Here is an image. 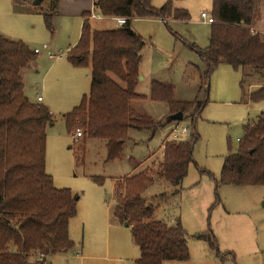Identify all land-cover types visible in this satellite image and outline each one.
Segmentation results:
<instances>
[{"label": "rangeland", "instance_id": "obj_1", "mask_svg": "<svg viewBox=\"0 0 264 264\" xmlns=\"http://www.w3.org/2000/svg\"><path fill=\"white\" fill-rule=\"evenodd\" d=\"M94 1L59 0L53 14L50 0H42L40 4L35 0H0V34L23 41L38 51L36 60L22 71V78L28 98L47 106L53 114V122L46 130V171L57 188H69L79 198L77 214L69 226L74 249L88 252L95 242H100L102 250L95 255L105 256L108 251L109 260L97 261L135 264L141 252L133 241L131 227L114 222L109 216L114 208L115 183L137 173L143 167L138 165L151 154L157 155L148 163L161 159L163 142L170 139L172 129L179 124L190 128L186 138L198 136L193 161L181 191L173 194L174 188H167L170 200L156 209L155 217L169 225L181 223L189 259L168 260L163 264H264V186H216L225 158L239 148L244 125L255 121L264 110V99L258 102L249 99L250 93L259 88L250 85L253 78L228 63L220 64L211 74L208 104L195 120L187 113L180 121H169L168 105L151 98L152 83L158 81L172 86L176 101L206 100L201 88L205 63L190 44L201 48L209 44L212 23L204 21L201 13L213 16V0H174L173 7L187 10L189 20L168 18V23L158 18L133 20V29L146 41L136 86L144 97L135 100L133 108L136 113L162 123L154 132L130 130L131 140L124 146L122 157L112 160L107 159L103 141L84 142L83 134L74 140L77 130L69 132L63 118L90 91L91 63L76 66L68 58L81 33L83 13L78 9L97 15L89 18L93 28L112 29L121 25L114 17H103L95 10ZM168 1L152 0V3L161 8ZM77 2L79 8L74 7ZM255 9L254 24L264 37V0H256ZM45 13L54 15L51 28L46 24ZM243 79L245 90L241 86ZM38 95L43 101L37 100ZM161 190L153 185L145 196L151 198ZM208 232L214 245L198 237ZM36 262L42 263L40 259ZM46 263L69 264V258L48 257Z\"/></svg>", "mask_w": 264, "mask_h": 264}, {"label": "trees", "instance_id": "obj_2", "mask_svg": "<svg viewBox=\"0 0 264 264\" xmlns=\"http://www.w3.org/2000/svg\"><path fill=\"white\" fill-rule=\"evenodd\" d=\"M50 1L55 14L59 0ZM173 3L169 0L156 8L152 0H95L94 9L103 17L124 19L112 29L93 28L91 11L82 14L80 37L68 58L76 66L91 63L90 91L63 118L69 132L82 131L84 142L103 141L108 160L122 157L124 146L131 140L130 130L154 132L162 123L133 108V102L144 97L136 86L146 41L133 29L132 22L135 18L189 20L188 11L175 9ZM255 8L256 0H213L209 44L205 48L190 44L205 63L201 88L206 96L213 70L228 63L257 80L259 88L250 93L249 99H264V41L251 28ZM53 14H44L50 28ZM37 55L38 51L23 41L0 34V264H34L32 258L37 254L69 253L75 246L69 226L77 214L79 198L69 188H57L46 171V130L53 115L47 106L32 102L25 94L22 71ZM245 81L241 82L243 90ZM151 98L166 103L170 114L188 113L192 120L209 101L208 96L205 101H176L172 86L158 81L152 83ZM197 138L170 137L163 143L161 159L150 163L146 159L138 165L143 167L137 173L115 183L112 220L127 222L131 227L133 241L141 252L135 264L189 259L181 223L169 225L156 219L155 212L170 200L167 188L173 187V194L181 191ZM219 184L264 186V110L255 121L244 125L237 152L224 160L220 179L216 180L217 187ZM153 185L162 192L148 198L146 191ZM198 237L215 244L209 232Z\"/></svg>", "mask_w": 264, "mask_h": 264}, {"label": "crops", "instance_id": "obj_3", "mask_svg": "<svg viewBox=\"0 0 264 264\" xmlns=\"http://www.w3.org/2000/svg\"><path fill=\"white\" fill-rule=\"evenodd\" d=\"M30 1H32V0H30ZM80 2V1H79ZM60 4V7H61V5H62V3L60 2L59 3ZM82 4H84V3H82ZM93 6H94V3H93ZM74 7L75 8H79V6H78V2L77 3H75L74 4ZM59 10H62V9H59ZM76 10V9H75ZM85 11H87V10H85V9H78V12H81V14L83 13V12H85ZM116 20H118V18H115ZM254 20H255V15H254ZM254 20H253V23H252V25H251V28H252V30L254 31V32H256V33H258L259 35H260V37H261V39L264 41V37L262 36L263 34H261V32H259V31H257V28L255 27V24H254ZM120 24V23H119ZM80 37V36H79ZM79 40V39H78ZM77 43V42H76ZM75 45V44H74ZM72 47V46H71ZM250 85H256L257 87H259V85L257 84V80L254 78L253 79V81H252V83L250 84ZM253 92V91H252ZM43 101V100H42ZM169 114H170V112H169ZM168 114V115H169ZM53 115V114H52ZM132 130H134V129H132ZM130 137V136H129ZM186 137H187V135L186 136H184L183 138L184 139H186ZM75 140V139H74ZM132 141H135V140H132ZM165 142V141H164ZM163 142V143H164ZM161 147H163V145L161 146ZM157 154H156V152L155 153H153V154H151L148 158H147V162L150 160V159H152V157H155ZM150 158V159H149ZM149 159V160H148ZM146 161V159L143 161V164H144V162ZM184 181V180H183ZM254 187H256V186H254ZM109 216H111V220H112V215H111V212L109 213ZM114 222H116V221H114ZM69 229H70V227H69ZM99 245V246H98ZM85 250L86 249H84L83 251L80 249H78V250H73L72 252H69V253H57V254H54V255H51V256H43V258H41L40 257V255L39 254H37V255H35L33 258H32V260H33V263L34 264H38L37 262H36V260L37 259H40L41 261H42V263H40L39 262V264H47L46 263V260H47V258L48 257H55V256H58V255H64V256H66L67 258H69V264H103V263H101L100 261H97V260H109V257H108V251H107V255H105V256H96L95 254L96 253H99V251H101L102 250V246H100V242H95V244H94V247L92 248V249H90L88 252H85ZM92 251H94V253L93 254H91V252Z\"/></svg>", "mask_w": 264, "mask_h": 264}, {"label": "built area", "instance_id": "obj_4", "mask_svg": "<svg viewBox=\"0 0 264 264\" xmlns=\"http://www.w3.org/2000/svg\"><path fill=\"white\" fill-rule=\"evenodd\" d=\"M97 15L93 12L91 14L90 17H96ZM98 17L100 18V15H98ZM201 17L204 21H210L211 23H214V19L212 16H209L207 12H202L201 13ZM118 21L120 24H122L124 22V19L123 18H118ZM37 100L38 101H42L43 98L41 95H38L37 96ZM190 132V128L188 126H180L179 124H177L173 129H172V132H171V138L172 139H181L183 138L184 136H186L188 133ZM82 136V131L80 129H78L75 133V140H78L79 137ZM40 257L43 258V255L40 254Z\"/></svg>", "mask_w": 264, "mask_h": 264}, {"label": "water", "instance_id": "obj_5", "mask_svg": "<svg viewBox=\"0 0 264 264\" xmlns=\"http://www.w3.org/2000/svg\"><path fill=\"white\" fill-rule=\"evenodd\" d=\"M36 1H37V4H40V2H41L42 0H35V2H36ZM183 117H184L183 113H182V112H178V113L170 114V115L168 116V120H169V121H180V120L183 119ZM124 225H125V226H128V223L125 222Z\"/></svg>", "mask_w": 264, "mask_h": 264}]
</instances>
